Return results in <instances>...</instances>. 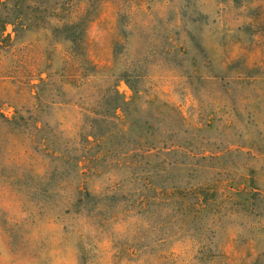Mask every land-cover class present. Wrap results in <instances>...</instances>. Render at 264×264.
I'll list each match as a JSON object with an SVG mask.
<instances>
[{"label": "rangeland", "instance_id": "1", "mask_svg": "<svg viewBox=\"0 0 264 264\" xmlns=\"http://www.w3.org/2000/svg\"><path fill=\"white\" fill-rule=\"evenodd\" d=\"M83 60L96 79L72 76ZM231 68L254 78L224 95L213 81ZM114 85L127 118L92 124ZM91 131L105 139L87 142ZM139 133L198 154H122ZM262 152L264 0H0V157L74 193L91 214L85 248L118 202L137 214L144 227L113 242L112 264H264V201L251 193L264 195Z\"/></svg>", "mask_w": 264, "mask_h": 264}, {"label": "clouds", "instance_id": "2", "mask_svg": "<svg viewBox=\"0 0 264 264\" xmlns=\"http://www.w3.org/2000/svg\"><path fill=\"white\" fill-rule=\"evenodd\" d=\"M20 166L7 154L0 157V264H112L113 242L144 227L120 201L112 207L114 218L105 228L106 237L97 235L100 242L85 248V240L92 243V234L86 231L91 214L76 210L74 193L65 195L69 188L58 185L50 191V175L37 174L34 168L21 172ZM89 194L98 195L94 190Z\"/></svg>", "mask_w": 264, "mask_h": 264}, {"label": "trees", "instance_id": "3", "mask_svg": "<svg viewBox=\"0 0 264 264\" xmlns=\"http://www.w3.org/2000/svg\"><path fill=\"white\" fill-rule=\"evenodd\" d=\"M82 4L84 5V7H89L87 3L79 2L77 5L78 11L82 10V8H81V6H83ZM84 11H86V13H87L88 8H86V10H84ZM88 17L89 16L86 15L85 18L83 17L81 22H80V26L82 25L83 28L79 29L80 26L76 27L79 29L77 41L80 42L81 44L84 43V36L86 35L87 28H88V25L90 23L86 19ZM81 38H83V39H81ZM82 62L83 63H80L81 66H80L79 70L77 69L74 72V74H72V76L77 77L80 75H85V73L89 71L88 74L86 73V75H88L89 78L96 79L95 77H97L100 74L96 70V65H92V63H90L89 61H86V60H83ZM83 67L89 68L88 71H87V69H86V71H81V70H83ZM252 78H254L253 75H250V74L245 73V72H239L237 69L231 68L230 70L226 71L221 77L215 78L213 81V84L217 85L220 88L221 92L224 93V95H225L231 91L230 85L242 84V83H244L243 81H247L248 79H252ZM100 79H101L100 81H102L104 78H100ZM108 92L110 93V101H108L109 102L108 103V105H109L108 109H106L105 111H94V110L88 111V114L89 115L91 114L93 116V117L91 116V123L94 125L95 124L96 125L97 124H101V125L113 124L114 120H118V118H119L117 115V111H121L122 115L126 117V112L124 110H125V106L127 105V102L125 101L124 96L118 91L117 86L114 85L112 91L108 90ZM179 115L181 116L180 113H179ZM125 117H124V119H125ZM211 117H213V113L208 115V120L204 124L206 128L209 127ZM181 118L183 119L182 116H181ZM183 121H185V120L183 119ZM149 130H150V128L148 126L146 133L149 132ZM130 133H131V131H128V134H130ZM134 136H135V139L133 142H136V141L137 142L135 143V145H131V147L123 150L122 154L123 153L129 154L130 152L135 151L137 149L138 150L143 149L146 153L152 149H160V150H164L165 153L168 154L169 153L168 151H171V149L174 147H177L178 149L184 150L185 153L189 156L194 157L198 154V153H195L194 151H192L193 149H192L191 145L180 146V145H173V144L169 143L168 145L162 144L161 146L158 147V146H155L154 143L143 142V140L146 138V136L142 133L135 134ZM89 137H92L93 141H96L97 143H99L102 139H105V135H101L100 132L96 133L94 131L93 132L91 131L88 133L87 138H86L87 142H90ZM141 143L143 144L142 146H140ZM240 146L241 145H237V147H240ZM247 148L250 151L252 150V148L250 146ZM146 149H148V150H146ZM237 150H239V148ZM228 151H229L228 147H225V148L217 151V153H226ZM210 154H212V153H210ZM260 155L264 156V152H262ZM180 164L182 165V163H180ZM251 193H252L253 197L259 198V199L264 201V195H262L261 191H259L257 188H253ZM194 197L196 198V200L194 202V206L195 207H201L204 204V201H203L204 197H203V194H201V191L197 190L194 194Z\"/></svg>", "mask_w": 264, "mask_h": 264}]
</instances>
